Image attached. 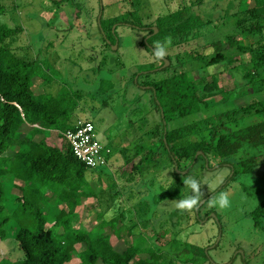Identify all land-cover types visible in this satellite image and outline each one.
I'll return each mask as SVG.
<instances>
[{
    "label": "trees",
    "instance_id": "16d2710c",
    "mask_svg": "<svg viewBox=\"0 0 264 264\" xmlns=\"http://www.w3.org/2000/svg\"><path fill=\"white\" fill-rule=\"evenodd\" d=\"M239 1L245 5L243 15L228 10L221 17L231 15L232 21L223 19L220 25L213 24L212 18L194 12L196 3L202 2L199 0L182 3L178 8L159 15L154 25L158 32H155L154 26H140L141 29H148L147 35H150L148 43L143 42L147 48L158 41L164 42L165 38L184 37L190 32H201L199 36L203 38L210 34L217 36L203 44L210 52L203 48L178 53L175 55L176 62L174 57L167 56L171 65L162 68L166 72L162 78L149 76L160 70L154 69L164 64L163 59L159 66L153 64L150 71L140 74L143 80L138 82L150 86L147 89L153 93L160 121H155L149 130L141 132V136L135 135L140 143L136 145L133 157L127 160L126 168H122L124 186L132 185L147 175H152L150 179L153 180L168 171L174 177L182 175L176 166L180 171L191 172L201 158L221 166L246 144L264 150V0ZM136 10L135 5L127 13L109 18V32L112 34L114 24L130 22L131 17L141 22ZM5 13L6 7L0 2V240L7 238L10 226L11 229L16 227L15 236L24 257L17 260L0 258V264H72L74 261V264H199L200 258L215 264L208 260L207 246L184 243L178 238L184 215L188 216V222L191 218L189 211L177 209L171 212V219H177V225L174 224L177 231L168 239L167 245L181 249L183 253H194L192 258L180 260L178 255L177 258L172 256L159 243L170 233L165 231L163 223L151 237L152 243L143 247L141 243L132 244L138 241L137 238L128 241L120 231L127 212L123 204L119 205L112 218H106L115 202L108 203L104 198L109 197L108 201L111 197L119 199L121 193L110 194L102 180L101 185L95 188L93 181L97 167H88L77 159L63 135L66 130L74 128L77 116L84 107L69 88L62 87L57 94L45 88L42 92L36 91L35 84L39 79L50 83L51 75L38 63V59H25L7 45V40L22 28L5 23L2 20ZM228 26L232 27V31L218 34ZM204 28L208 32H203ZM113 43L106 44L110 47ZM236 61H240L236 67L242 72L246 88L251 86V91L247 90L252 100L208 118L192 120L191 117L204 108L216 106L218 101L215 98L225 93L220 73L215 71L207 75L206 68L231 66ZM171 70L172 73L168 74ZM113 84L112 81L106 83L107 90L112 89ZM236 96H224L222 100L229 101ZM252 114L263 118L239 126L241 116L244 118ZM146 122L144 118L138 128ZM232 124L238 125V128H231ZM47 130L56 132L61 143L49 142L51 138L46 135ZM149 134L154 137L147 149L141 141ZM158 147H162L163 151H159ZM198 151L202 153L195 160ZM129 163H132L130 168L127 167ZM257 163V155L243 157L234 162L230 178L251 173ZM8 175H12L11 181L7 180ZM160 185L164 186L163 182ZM183 186V180L177 179V190ZM172 187L165 186L169 188L166 193L181 197ZM8 192L15 197L10 210ZM90 197L98 198L101 205L97 213V219L101 221L94 229L95 234L94 230L91 232L85 227L74 226L85 199ZM48 206L50 209H46ZM192 210L196 213L195 208ZM252 216L256 224L262 223L264 200L252 211ZM108 227L114 232L108 233L105 230ZM122 241L124 246L118 244Z\"/></svg>",
    "mask_w": 264,
    "mask_h": 264
},
{
    "label": "rangeland",
    "instance_id": "374dc122",
    "mask_svg": "<svg viewBox=\"0 0 264 264\" xmlns=\"http://www.w3.org/2000/svg\"><path fill=\"white\" fill-rule=\"evenodd\" d=\"M191 1L199 0H0L6 7L2 20L12 27L22 28L17 35L7 40V45L25 59H38V63L51 75L50 83L39 79L35 84L36 91L42 92L45 88L57 94L62 87L74 91L84 107L77 118L88 117L92 120L96 125L97 140L112 148L108 164L96 168L93 185L96 188L103 181L110 194L121 193L119 199L114 200V197H111L108 201L110 198L106 197L104 200L111 204L115 202L106 218H112L120 204L126 207L124 225L120 230L124 238L128 241L137 238L138 241L132 244L149 246L155 230L163 223L165 231L170 233L159 243L172 256L177 258L178 255L179 260L192 258L193 252L183 253L181 249L167 245V242L177 231V219H171V212L177 210L175 202L192 195L191 189L186 185L177 190L176 181L194 177L200 182L203 195L195 207L196 213L189 211V222L188 216L184 215V224L179 228L178 238L184 243L207 246L205 252L207 251L208 260L215 264H264V217L258 225L252 216V211L264 200V150L246 144L228 163L221 166L215 161L201 158L191 172L181 171L182 175L174 177L168 171L153 180L150 179L152 175H147L128 186H124L125 182L121 177L122 168H126L127 160L133 157L136 145L140 143L135 139V135L149 130L155 121H160L152 91L138 86V81L143 80L141 73L150 71L149 68L154 66L153 64L159 66L162 59L155 58L156 43L148 45L149 48L143 43L147 44L146 39L148 41L150 35H147L148 29H141L140 26L148 24L152 27L159 15ZM133 3L137 7L136 14L140 16L138 18L141 22L131 17L130 22L114 24L111 34L108 19L132 10L135 8ZM243 9L245 5L239 0H202L196 3L193 10L212 18L213 24L220 25L223 19L232 21L231 15L222 18L221 14L225 15L230 10L242 16ZM231 29L230 26L224 27L218 34L227 33L232 31ZM203 30L208 32L207 28ZM200 33L190 32L184 37L171 39V43L165 45V58L174 57L173 61L176 62L175 55L178 53L185 54L187 51L203 48L206 51L203 44L215 38L217 34L203 38L199 36ZM111 42L114 43L110 47L107 46L106 43ZM239 64L240 61H236L231 66L206 68L207 75L215 71L220 73L221 86L225 93L215 98L218 101L216 106L204 108L191 117L192 120L208 118L252 100L247 90L249 88L251 91V86L246 88L242 72L236 67ZM170 65L171 63L167 67ZM171 73L172 70L168 72ZM165 74L166 72L160 69L150 73L149 77L162 78ZM197 75L199 76V73ZM111 81L114 87L107 90L106 83L110 84ZM234 94L237 96L232 100H222L224 96L230 97ZM144 118L147 122L138 128ZM259 118L263 117L258 114L244 118L241 116L239 126L248 125ZM133 122H136V128ZM230 126L238 128L236 124ZM45 133L51 138L49 142L61 143V139L53 130H47ZM153 137L151 134L145 135L141 143L148 149ZM158 150L163 151V148L158 147ZM250 155L258 157L253 171L231 179L234 162ZM131 165L132 163H129L127 167L130 168ZM11 176L8 175L7 180L11 181ZM90 178L93 179V176L90 175ZM162 182L164 186L160 187ZM225 183L227 184L224 186ZM165 186L172 187V190L182 196H171L166 193L169 188H164ZM10 193L7 195L8 210L11 209L15 198ZM221 194H227L229 205L224 208L218 204L210 206L209 201L217 200ZM159 195L161 198H157ZM49 206L46 209H50ZM100 210L98 198L85 199L83 208L74 220V226L85 227L92 232L100 224L101 219H97ZM105 230L108 233L114 232L109 227ZM95 231L93 234L97 233ZM15 234L16 227L11 229L10 226L7 238L0 240V258L17 260L24 257V251L19 246ZM113 240L117 241L115 237ZM118 244L124 246L123 241ZM74 263L75 261L72 264ZM199 264L209 263L200 258Z\"/></svg>",
    "mask_w": 264,
    "mask_h": 264
},
{
    "label": "built area",
    "instance_id": "2783aa9c",
    "mask_svg": "<svg viewBox=\"0 0 264 264\" xmlns=\"http://www.w3.org/2000/svg\"><path fill=\"white\" fill-rule=\"evenodd\" d=\"M63 135L77 159L88 167L108 164L112 148L97 140L96 125L92 120L78 117L74 128L66 130Z\"/></svg>",
    "mask_w": 264,
    "mask_h": 264
},
{
    "label": "clouds",
    "instance_id": "9594fccd",
    "mask_svg": "<svg viewBox=\"0 0 264 264\" xmlns=\"http://www.w3.org/2000/svg\"><path fill=\"white\" fill-rule=\"evenodd\" d=\"M170 43V38H165L163 44L159 41L156 42L154 52L156 59H162L167 55L165 45ZM183 183L191 189L192 195L175 202V207L181 211H191L198 205V203L200 202V198L203 195L200 182L194 177H188L183 180ZM209 204L210 206L213 204H218L221 208H224L229 205V199L227 194H221L217 200L209 201Z\"/></svg>",
    "mask_w": 264,
    "mask_h": 264
},
{
    "label": "water",
    "instance_id": "95a60500",
    "mask_svg": "<svg viewBox=\"0 0 264 264\" xmlns=\"http://www.w3.org/2000/svg\"><path fill=\"white\" fill-rule=\"evenodd\" d=\"M153 28H154L155 32H158V28H157L156 26H154ZM149 37H150V36H149ZM146 42L148 43L147 39H146ZM162 59L164 60V64H163L162 66L158 67V68H155L154 70L162 69V68L166 67L167 65H169L170 61H169L167 58L164 57V58H162ZM157 101L159 102V100H157ZM161 113H162V115L164 116V111H163L162 108H161ZM201 153H202V151H198V152H197L196 157H195V160L198 158L199 154H201ZM176 169H177L178 172H181V171L178 169L177 166H176ZM183 172H187V170H185V171H183ZM206 252H207V251H206Z\"/></svg>",
    "mask_w": 264,
    "mask_h": 264
},
{
    "label": "flooded vegetation",
    "instance_id": "af4514ba",
    "mask_svg": "<svg viewBox=\"0 0 264 264\" xmlns=\"http://www.w3.org/2000/svg\"><path fill=\"white\" fill-rule=\"evenodd\" d=\"M138 86H140V87H143V88L147 89L146 87H147V86H149V85L138 84ZM149 87H150V86H149ZM149 87H148V88H149Z\"/></svg>",
    "mask_w": 264,
    "mask_h": 264
}]
</instances>
